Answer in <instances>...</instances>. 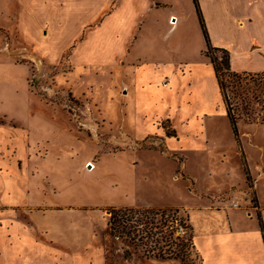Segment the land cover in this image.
<instances>
[{
    "label": "rangeland",
    "instance_id": "374dc122",
    "mask_svg": "<svg viewBox=\"0 0 264 264\" xmlns=\"http://www.w3.org/2000/svg\"><path fill=\"white\" fill-rule=\"evenodd\" d=\"M199 1L203 23L194 0H0V96L33 124L69 134L88 161L102 158L100 170L83 162L95 171L75 174L80 186L109 179L124 163L113 155L138 156L140 205L126 208L141 210L124 213L121 234L109 230L121 208L94 219L84 210L30 211L28 168L6 173L1 147L0 264H89L101 249L103 264H200L196 233L208 264H237V248L260 259L249 234L247 244L235 235L248 220L264 229V73H226L219 85L212 59L227 54L212 48L231 43L212 20L211 0ZM171 219L189 229L177 255L156 234ZM213 235L218 246L207 241Z\"/></svg>",
    "mask_w": 264,
    "mask_h": 264
},
{
    "label": "crops",
    "instance_id": "0c3cea01",
    "mask_svg": "<svg viewBox=\"0 0 264 264\" xmlns=\"http://www.w3.org/2000/svg\"><path fill=\"white\" fill-rule=\"evenodd\" d=\"M211 3L210 10L203 8V12L206 16L209 10L213 22H217L219 28L229 36L231 45L228 46V51L230 52L231 70L233 72L264 73V0H211ZM212 39L213 46L219 47L213 36ZM1 87L3 93L7 94L6 86ZM5 97L7 100L0 96V120H6L3 125H0V141H2L0 148L6 149L9 155L7 160H3L9 164V170L6 173L22 164L19 169L22 171L25 168L20 173L22 176L28 168L29 181H32L30 190L36 194V206L23 202L28 205L26 206L28 210L52 209L67 212L84 210L91 219H94L92 215L97 217L99 213H102L103 208H126L140 205L134 202L137 181L133 172L139 165L138 156L130 158L122 153L113 155L122 158L124 163L119 169L111 170L110 180H92L80 186L76 182L75 174H83L87 179L93 171L102 168V158L96 163L93 160L88 161L92 159L91 154L87 155L86 151H79L69 134L60 133L59 128L55 129L46 120L40 122V119H36L37 125L33 124L28 112L20 110L18 105L13 104L14 101L11 103L9 98ZM10 120H16L18 126H10L8 124ZM84 161L85 163L93 162L94 164H91L96 165L97 168L95 166L96 169L93 171L86 170L83 168ZM95 195L102 196V198L97 199ZM86 197H90L92 201L85 200ZM51 198L56 202H52ZM80 198L82 200H78ZM254 220H248L249 229L238 230L235 236L242 234L238 240L247 244L244 235L249 234V246H252V250L260 251L261 257L258 261H247L249 259H246L242 252L244 248H237L235 249L237 264H264V229H261L258 221L254 222ZM227 227L226 230L230 234L233 233V226L228 218ZM193 228L196 233L195 227ZM217 237L208 236L207 241L213 244L217 241L218 246L220 240L219 236ZM194 242L201 258L200 264H208L207 248H203V243L199 242L197 233ZM210 249L221 256L228 252L227 248ZM98 257L90 255L89 264H103L102 249ZM216 262V264H226L221 259Z\"/></svg>",
    "mask_w": 264,
    "mask_h": 264
},
{
    "label": "trees",
    "instance_id": "16d2710c",
    "mask_svg": "<svg viewBox=\"0 0 264 264\" xmlns=\"http://www.w3.org/2000/svg\"><path fill=\"white\" fill-rule=\"evenodd\" d=\"M194 1H195L197 8H198L200 18L202 20V10H201V6L199 4V0H194ZM202 23H203V20H202ZM204 32L206 33L205 30H204ZM206 38H208V36H206ZM212 49L223 51L227 54L225 61L221 62L220 64L217 62V58L212 59V63H213V66L215 68V72H216L217 77L219 79V85L222 86V84H223L222 80H223L225 74L233 72L231 70V67H230V52L226 49H221V48H212ZM223 90H224V88H223ZM234 131H235V133L237 132L236 127H234ZM126 211L140 212L141 210H132L129 208H121L118 210L113 209L112 215L110 218V222H109V230H111V231L115 230V232H117L118 234H121L124 232V230L123 231H119V230L122 227H123V229L125 228V226L123 225L125 223V220H123L124 219L123 216H124V213ZM155 228H156V234H160V233L164 234V237L166 238V242H167L166 246H169V249H167L169 254L174 253V255H177L181 252L186 251L188 241H186L185 239H183L179 236H175V232H176L175 220H173V219L167 220L164 223H162V225L155 226ZM175 245L180 247V248H174Z\"/></svg>",
    "mask_w": 264,
    "mask_h": 264
},
{
    "label": "built area",
    "instance_id": "2783aa9c",
    "mask_svg": "<svg viewBox=\"0 0 264 264\" xmlns=\"http://www.w3.org/2000/svg\"><path fill=\"white\" fill-rule=\"evenodd\" d=\"M234 206L238 207L237 204H235ZM176 236H179L183 239H186V237L189 236V229L188 226H186L185 224H181L176 222Z\"/></svg>",
    "mask_w": 264,
    "mask_h": 264
},
{
    "label": "bare ground",
    "instance_id": "6f19581e",
    "mask_svg": "<svg viewBox=\"0 0 264 264\" xmlns=\"http://www.w3.org/2000/svg\"><path fill=\"white\" fill-rule=\"evenodd\" d=\"M172 19H176V18L174 17V18H172ZM176 23H177V19H176V21L173 20V22H171V24H176ZM88 166H89V169H90V170L95 169V166L92 165V164H90V165H88Z\"/></svg>",
    "mask_w": 264,
    "mask_h": 264
}]
</instances>
